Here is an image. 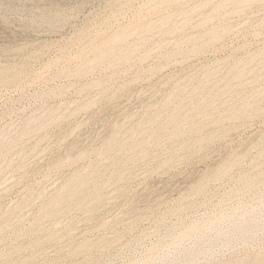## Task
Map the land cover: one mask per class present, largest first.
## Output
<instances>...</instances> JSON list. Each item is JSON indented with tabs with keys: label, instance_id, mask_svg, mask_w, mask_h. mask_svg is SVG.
Returning <instances> with one entry per match:
<instances>
[{
	"label": "rangeland",
	"instance_id": "rangeland-1",
	"mask_svg": "<svg viewBox=\"0 0 264 264\" xmlns=\"http://www.w3.org/2000/svg\"><path fill=\"white\" fill-rule=\"evenodd\" d=\"M264 199V0H0V264H141ZM170 264H264V233Z\"/></svg>",
	"mask_w": 264,
	"mask_h": 264
},
{
	"label": "clouds",
	"instance_id": "clouds-1",
	"mask_svg": "<svg viewBox=\"0 0 264 264\" xmlns=\"http://www.w3.org/2000/svg\"><path fill=\"white\" fill-rule=\"evenodd\" d=\"M264 233V199L235 198L220 203L145 250L141 264H170L177 256L206 253L212 245Z\"/></svg>",
	"mask_w": 264,
	"mask_h": 264
}]
</instances>
